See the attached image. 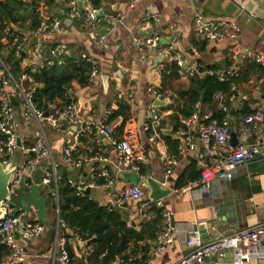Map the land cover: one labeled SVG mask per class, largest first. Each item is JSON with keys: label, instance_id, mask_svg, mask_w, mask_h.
Returning a JSON list of instances; mask_svg holds the SVG:
<instances>
[{"label": "crops", "instance_id": "crops-1", "mask_svg": "<svg viewBox=\"0 0 264 264\" xmlns=\"http://www.w3.org/2000/svg\"><path fill=\"white\" fill-rule=\"evenodd\" d=\"M64 1L56 0L60 4ZM104 12L107 16L117 14L124 16L121 24L115 27L103 26L101 28L102 33L105 31L103 34H106L107 37L105 46L97 45L83 32L81 25H75L73 22L75 19L67 20L61 13V7L51 8L44 5L41 10V19L44 17L52 21L56 19V14L62 15L61 21L66 29L64 34H44L39 38L34 37L32 32L35 30L30 29L31 22L29 19L26 21L25 30L19 28L18 25H11L17 31L20 29L19 31L23 34L21 42L25 54L22 62L23 69L40 66L36 57L38 49L41 50L42 55L48 56L50 51L60 44L66 47L65 53L67 54L65 57L70 55L80 60L94 59L98 64L100 73L90 87H76L73 91H69L70 97L74 100L73 104L77 106L87 125L83 127L69 125L64 133L46 126L45 134L52 151V158H43L39 168L43 167L47 171L53 161L57 165V181L60 180V176L64 172H67L69 181L85 186L90 190V195H86L87 197L110 210V207L114 205V209L122 212L129 226H133L134 223L133 227L141 231L140 224L146 214L139 211V202H130L128 207H123L124 203H118L122 191L129 184L117 175L119 172L117 173L113 167L117 162V155L112 144L104 134L97 130L100 125L106 123L105 114L109 108L114 107L113 111L119 109L118 97L128 93L134 87L138 105L136 121L138 136L141 144L148 151L147 161L141 165V169H147L145 177L162 178L165 183L164 186L173 191L159 201V207L163 213L166 210L173 213L174 223L178 229L175 244L156 257L154 264H174L179 261L188 250L186 238L191 229H199L205 241H212L264 223L263 159L242 165L231 181L213 178L208 191H185L193 181L201 178L202 167L198 166L196 155L202 149L198 147L197 152H190L184 157L179 156L178 164L173 167L169 179L165 180L162 147L152 145L149 142L148 129L151 124L149 105L153 101L149 88L153 87L161 94L164 90V94L171 100L172 96H176V92H172V90L177 89V84H187L188 82L180 79L171 82V85H164L163 73L158 69V59L156 57L142 59L134 43V33L138 29L140 19L146 13H152L161 20L159 30L164 39H169L173 35L174 29L179 31V52L183 55L188 68L192 67L196 61H201V67L204 70L205 67L216 66L221 69L229 67V62H233L232 58L236 48L239 49L238 65L244 68L252 64L255 56H264V0H143L133 9L125 0H106ZM197 13L206 20L236 21L240 27L239 40L226 39L213 42L208 44L204 51L194 47L193 40H202L197 33L194 21ZM8 30H10V26H7L5 33H9ZM34 38H38V41L35 42ZM1 43L6 47L10 42L7 38H3ZM190 49H193V52H190ZM198 63L200 64V62ZM234 80H237L236 84L240 94L247 95L248 101H240L236 107L233 104L230 105L231 140L233 138L239 139L241 136L239 132L240 123L244 116L252 113V105L257 104L264 113V75H261L256 69L241 78L239 69V76ZM20 83L25 90L37 87L26 77L21 78ZM58 103L61 105V101ZM246 103L250 113L245 115L242 112ZM171 104L170 101L168 105L161 106L160 111L163 114V121L166 122L162 128L164 131L162 134L165 142L164 150L165 153L173 157L177 154L170 152L164 138L166 135L177 141V131L173 130L168 121L169 116L173 114V110L167 108ZM214 104L216 110H221L219 103ZM23 110L22 105L18 102V106L15 108L14 124L17 135L22 139V147L16 151L11 165L4 167L5 171L9 172L10 179L30 157L26 150L34 145L40 133L38 123L34 119L26 120L23 116ZM214 113L213 108L204 105L199 107L194 116L199 118L200 115L203 118L209 114L214 115ZM122 123L123 119L118 118L110 124L114 130V136L117 138L123 136L124 130L120 129ZM75 144L77 145L73 150L74 158L84 157L86 159L81 168L68 164L64 157L65 149ZM104 154L109 159V163L106 165L111 170L112 175L117 177L115 184L109 188L96 184L97 178L103 179L99 174V167L103 164H99L96 157ZM193 167L199 172L198 178L195 180H191V177L195 175L192 172ZM51 192L54 193L49 196ZM145 192L148 196L149 190L147 188ZM42 193L46 202V221L41 222L34 210L25 214L24 219L43 224L45 231L41 236L29 240V242L19 240V244L24 248L26 255L23 264H52V261L45 258L44 255H53L56 252L58 237L65 239L66 236L62 230H59V223L62 220L60 218L58 188L56 187L53 191L51 186L45 187ZM152 204L157 206L156 203L152 202ZM5 213V208L2 206L0 208V220ZM198 223H205V225L199 226ZM67 241L70 243L73 254V258H70L71 264H86L87 241L80 239L78 235ZM67 241L65 240V245ZM89 242L92 243V240ZM144 245H147L144 241L138 244L131 243L126 252L127 257H118L114 264L120 261L129 264H146L155 248L148 254L147 261H144L142 260V247ZM243 253H248L249 258L242 262L241 255ZM207 264H264V244L230 251L225 257H214Z\"/></svg>", "mask_w": 264, "mask_h": 264}, {"label": "built area", "instance_id": "built-area-1", "mask_svg": "<svg viewBox=\"0 0 264 264\" xmlns=\"http://www.w3.org/2000/svg\"><path fill=\"white\" fill-rule=\"evenodd\" d=\"M133 9L143 0H125ZM82 2V7H80ZM37 9L39 13L44 3ZM104 13L101 16V13ZM61 13L67 20H74L78 17L83 18L82 30L97 45H106V34H103L101 28L103 26L110 28L115 27L123 22L124 16L105 15L103 8H96L90 0H65L62 3ZM197 27V33L208 44L230 39L238 41L240 37V27L234 20H206L201 14L197 13L194 17ZM161 20L157 15L146 13L139 22L138 29L134 33V43L137 47L142 59L156 57L158 59V69L165 70V63L176 62L182 69L180 71L181 79L189 82L195 76L209 74L214 76L220 82H230L231 94L229 97L222 92L215 95V102L219 103L221 110L225 113L222 121L214 118L213 114L201 117V122L197 116L181 119V128L176 132L178 141L177 156H170L165 153V142L163 140V129L161 123L163 114L160 107L155 105L156 101L170 102L164 93H160L157 89L150 87L149 93L153 96V101L149 105L151 114V124L148 129L150 131L149 142L152 145L162 147V159L165 166V180L169 179L172 169L179 162V156H186L190 152H197L198 147L201 151L197 152L198 166L202 167L201 178L193 181L186 190H205L208 191L213 178L231 181L235 177L236 171L244 164L254 161L257 157L264 160V113L259 109L258 105H252V113L242 118L239 132L241 136L237 139V145L231 143V123H230V106L224 102L228 100L230 105L235 107L240 101H248L247 95H241L236 83L233 82L239 76V49L236 48L233 55L232 65L224 69L217 68L209 72L200 73L201 65L198 61L188 68L185 64L183 55L179 52V31L174 29L173 35L169 39H164L159 30ZM10 31V30H8ZM66 29L63 22L59 19L47 20L43 17L41 26L32 32V36L41 37L44 34H64ZM16 39L15 44L18 42ZM166 41V44H162ZM22 44L17 46L16 55L21 58ZM66 47L62 45L55 46L48 56H44L41 50L36 51V57L41 67H52L56 63L61 65L64 63L63 57ZM193 51V49H192ZM197 54V53H196ZM91 65L90 80L93 82L99 76L98 64L92 58L85 59ZM256 63L264 67V56L258 55L254 57ZM25 78V77H23ZM36 90L22 88L20 81L16 80L10 73L9 68L0 56V162L4 167L11 165V161L19 148L18 135L15 129V108L12 106L11 97H15L17 102L23 107V116L26 120L34 119L40 128L39 137L32 147L26 151L30 157L26 160L24 166L18 170L10 179L12 187L19 186L21 178L25 176L27 189L33 185V175L38 170L40 161L43 158L51 157L52 151L48 143L45 127L64 133L69 125L83 127L87 125L85 119L80 115L75 104L62 107L58 102L47 104L48 116L46 110L38 108L32 102V94ZM135 88L132 87L128 93L118 97L124 100L129 106L130 118L124 127L123 136L117 138L114 136V130L110 124H107L109 117L113 113L114 107L108 109L105 114L106 123L98 127V131L104 134L112 144L117 155V162L114 169L117 175L121 172H136L140 174L141 165L147 161L146 148L141 144L138 136L137 114L138 105L136 101ZM81 132V131H80ZM77 144L65 149V160L70 165L78 168L83 166L86 161L84 157L74 158L73 150ZM99 164V174L105 180L103 187H111L116 182V176L112 175L111 170L106 165L109 163L108 157L99 155L96 157ZM141 175V174H140ZM142 179L153 177H145ZM57 165L52 161V165L45 172L42 181L44 187L57 185ZM70 184L77 189L78 196H86L88 190L85 186H80L73 181ZM165 185V183H163ZM54 191V190H53ZM146 189L142 185H129L122 191L118 203L139 202V211L145 212L151 207L152 202L147 198ZM54 193V192H53ZM160 206V202L156 203ZM114 205L110 207L114 209ZM6 213L0 220V232L3 235L2 244L6 245L11 254L5 258L3 264H18L24 262L25 251L19 244V240H32L41 236L45 231V226L39 222L27 221L24 219L25 213L16 214L9 202L3 203ZM165 226L163 231L158 235L156 247L151 253V258L146 264H154V260L162 252L172 247L177 239L178 229L174 223V215L171 211L166 210L163 214ZM151 219V215L147 216ZM203 226L205 223H198ZM67 227L63 221L59 223V230ZM19 239H16V235ZM86 248V264L88 257L92 253V246L89 241ZM264 244V223H259L247 229H243L233 235L219 238L212 241H205L199 229H191L187 233L186 245L188 250L186 254L174 264H207L214 257L222 258L233 250H241L243 247L249 248ZM58 251V254L56 252ZM56 252L53 255H44L45 258L52 261V264H71L70 257L65 250V239L58 237L56 241ZM248 253L241 255V260H248ZM1 264V263H0ZM116 264H129L120 261Z\"/></svg>", "mask_w": 264, "mask_h": 264}, {"label": "trees", "instance_id": "trees-1", "mask_svg": "<svg viewBox=\"0 0 264 264\" xmlns=\"http://www.w3.org/2000/svg\"><path fill=\"white\" fill-rule=\"evenodd\" d=\"M94 7L103 8L106 0H90ZM44 3L51 8L62 7V4L56 0H0V56L10 70L11 75L18 81L26 77L36 84V90L32 94V102L40 109H45V106L51 102L61 101L62 106H70L74 100L70 97V90L74 88H88L92 85L90 80L91 65L86 60H80L75 56H64V63L55 64L52 67H29L22 68V62L25 58L23 49L21 58L16 55L17 46L21 44L23 34L11 27V25L19 26L22 30L26 29V21L31 22V30H37L41 26V13L37 11V7ZM75 25L82 26L83 18L78 17L73 21ZM7 26H10L9 33H5ZM3 38H7L9 45L4 47L1 43ZM16 39H18L15 44ZM199 41V42H198ZM193 40L194 47L199 50H206L208 43L204 40ZM200 65L202 64L201 61ZM229 62L228 66H231ZM217 67H205V71L209 72ZM240 69L241 78L247 76L250 71L257 69L261 75H264V67L257 64L255 60L252 64ZM182 69L176 62L165 63L163 71V83L171 85V82L180 80ZM237 83V80H233ZM230 82H220L214 76L204 74L195 76L190 79L187 84H182L181 88L176 91V96L171 97L172 104L167 107L173 110V114L169 116V125L174 131L181 128V119L190 118L197 113L200 106L208 105L214 109V118L218 121L226 116L221 110L214 108L215 95L222 92L226 98L231 94ZM164 93V90H162ZM119 109L113 111L108 119V124H112L118 118L123 119L121 130H124L126 122L130 118L129 106L124 100H117ZM226 105L228 100L224 102ZM243 114H249L248 104H244ZM166 124L162 121V128ZM150 134V131H149ZM167 141L170 152L177 154L178 141H174L171 137L164 135ZM141 174L146 175L147 169L142 168ZM195 175L191 180L198 178L197 170L193 167ZM69 174L64 172L60 176V180L56 185H52V190L58 188L60 218L65 223L68 232L65 240H70L78 235L84 241L92 240V253L88 257L89 264H114L120 256H126L131 243L138 244L146 242L147 245L142 247L143 257L146 260L148 254L156 247L157 237L163 231L165 220L163 210L156 205L151 204L149 210L145 213L146 216L140 224V230L133 226H129L124 215L120 210L108 209L101 206L96 201L87 196H78L77 189L69 182ZM104 179L97 178L96 184L103 186ZM183 186V185H182ZM151 215V219L147 220V216ZM94 236V237H93ZM3 235L0 232V263L3 264L5 258L11 254L10 249L2 244ZM155 245L153 246V244ZM147 261V260H146Z\"/></svg>", "mask_w": 264, "mask_h": 264}, {"label": "water", "instance_id": "water-1", "mask_svg": "<svg viewBox=\"0 0 264 264\" xmlns=\"http://www.w3.org/2000/svg\"><path fill=\"white\" fill-rule=\"evenodd\" d=\"M80 7H82V2H80ZM104 13H101L103 16ZM57 19L62 20V15L56 14ZM105 31H103L104 33ZM35 42L38 41V38H34ZM162 44H166V41H163ZM193 52L192 49L189 50ZM204 68H200V73H204ZM11 103L13 107L18 106V102L15 97H11ZM156 106H165L168 105V102L156 101ZM46 116H48V107L45 106ZM199 122H201V117L199 115ZM231 143L233 146L237 145V139H232ZM18 145L22 147V139L18 136ZM255 160H262V157H257ZM46 170L41 167L33 175V185L30 189L25 187L26 179L25 176L21 178L19 186L12 187L10 185V176L9 172L5 171L4 166L0 162V208L3 206V203L8 201L10 206L14 209L16 214L25 213L29 214L32 210H34L37 214L38 219L41 222L46 221V202L44 197L42 196V191L45 188L42 185L43 178L45 176ZM119 176L129 185H142L145 189L149 190V194L147 198L153 202L158 203L166 196L170 195L173 191L167 186H164V180L162 178H144L142 179L141 175L136 172H121ZM53 192L49 194L52 196ZM86 195H90V190L86 191ZM123 207H128V203H124ZM58 208V207H57ZM135 224L133 223V226ZM63 234L66 235V229H63ZM16 239H19V235H16ZM29 242V240H28ZM65 250L67 251L70 258H73V254L71 251L70 243L67 241L65 245ZM18 264H23L18 263Z\"/></svg>", "mask_w": 264, "mask_h": 264}, {"label": "rangeland", "instance_id": "rangeland-1", "mask_svg": "<svg viewBox=\"0 0 264 264\" xmlns=\"http://www.w3.org/2000/svg\"><path fill=\"white\" fill-rule=\"evenodd\" d=\"M182 84H183V83H182ZM182 84H180V85L177 84V89H176L177 91L181 88ZM176 90H172V92H176ZM47 130H49V129H47ZM49 134H50V131H49Z\"/></svg>", "mask_w": 264, "mask_h": 264}]
</instances>
